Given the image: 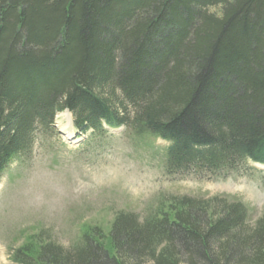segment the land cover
I'll return each mask as SVG.
<instances>
[{
	"label": "trees",
	"instance_id": "obj_1",
	"mask_svg": "<svg viewBox=\"0 0 264 264\" xmlns=\"http://www.w3.org/2000/svg\"><path fill=\"white\" fill-rule=\"evenodd\" d=\"M63 111L84 134L168 142L170 176L264 164V0H0V176ZM156 213L121 211L69 250L37 235L11 263L264 264V215L239 201Z\"/></svg>",
	"mask_w": 264,
	"mask_h": 264
},
{
	"label": "rangeland",
	"instance_id": "obj_2",
	"mask_svg": "<svg viewBox=\"0 0 264 264\" xmlns=\"http://www.w3.org/2000/svg\"><path fill=\"white\" fill-rule=\"evenodd\" d=\"M52 130L37 131L30 153L0 179V264H11L12 250L37 235L69 250L83 232L107 233L119 212L142 220L172 197L227 196L249 209L251 222L264 215V167L248 164L226 180L171 178L163 167L167 144L159 139L122 128L81 139L68 112Z\"/></svg>",
	"mask_w": 264,
	"mask_h": 264
}]
</instances>
